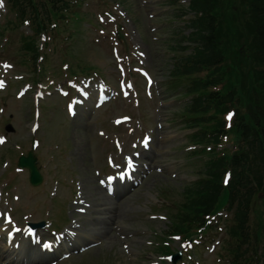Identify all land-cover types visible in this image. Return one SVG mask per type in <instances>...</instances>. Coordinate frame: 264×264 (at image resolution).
<instances>
[{"label": "rangeland", "instance_id": "rangeland-1", "mask_svg": "<svg viewBox=\"0 0 264 264\" xmlns=\"http://www.w3.org/2000/svg\"><path fill=\"white\" fill-rule=\"evenodd\" d=\"M122 2L126 3L128 6V10L131 14L138 17L141 23H143L146 31L149 33V29L147 24L149 21L147 20L144 11L141 8L140 0H122ZM152 2L153 13L156 11L154 2ZM93 7L90 4V8ZM150 6L149 11L152 8ZM125 11V10H124ZM164 20V19H162ZM24 29V28H22ZM91 44L94 42L90 39ZM83 46L88 47V51L83 49ZM101 43L94 49L89 46L83 37H79L78 43L75 46L73 52L76 54L77 58H83L86 62H98L101 58L98 50L103 47ZM53 66L58 67L59 60L58 58L53 60ZM13 94V91L11 92ZM144 103L142 105V112L131 110L132 115L134 117H140L143 115L147 117L148 122L151 124H155V127L152 129L153 134L155 133L156 124L159 117L167 118V116L171 117L170 113L177 111L184 100H174L168 98L165 103L160 104L161 97L158 94L152 95L151 99L143 100ZM6 100H3V105H6ZM118 103H114V105H107L100 109L96 113V120L102 122V120L108 121L111 118L105 117L107 114L111 113L114 109L119 110ZM121 113V112H120ZM121 116V115H118ZM81 119L77 123H79ZM93 122V121H92ZM82 124V123H81ZM174 125V124H172ZM101 125H91L88 130L83 125L77 131H75V135L73 138L70 137V129L67 134L66 144L71 150L74 159L76 160V170L75 174L79 184V177L84 178L85 183L84 186L79 184V193L83 196L85 200L92 201V197L96 200L97 203L100 204L101 200L104 199V195L102 193L101 188L98 186L97 175L94 172L96 168V161L98 160V153L101 151L99 146L96 147L92 142L93 138H95L96 130L100 129ZM177 132V131H176ZM181 137V136H180ZM183 142V141H181ZM100 143V140H98ZM169 144V141L166 142L164 139L160 140V143L157 144L159 147L162 145ZM101 147V146H100ZM110 149V146H107ZM177 150V148L175 149ZM173 152V151H172ZM74 153L76 155H74ZM174 155V156H173ZM63 158L66 163V167L68 169H73V161L70 158V151L66 150L63 152ZM170 159L178 160L174 164H179L182 162L181 152L178 150L175 153L170 154ZM2 171L0 170V174ZM7 175V171L3 174ZM46 179L49 180V188L52 184V174L48 170L46 171ZM68 179V175L66 180ZM4 181H7L5 179ZM72 181V178H71ZM184 178L181 175H176L175 171L172 170L168 174H160L157 170H152L151 174L147 176V178L143 181L142 185H140L134 195H129L123 198H120L121 203L116 206L114 210V214L117 216V220L125 226V231L123 234H120L119 229H114V225L108 226L99 221L96 214H93L91 218H79L78 222L82 224L83 229V237H89L92 235L97 244L96 248L76 257L73 263L75 264H150L151 261L157 260L158 255L150 251L149 245L150 242L148 240L149 232L153 231L157 234H161L167 229V222L162 219V214L157 213L159 216L156 217L153 223H146L145 212L149 210V201L148 198L155 199L158 191V187H165L170 190L171 198L174 200H178V192H180L185 185L183 183ZM20 183V179L18 180ZM25 179H24V182ZM22 183V184H23ZM88 186H92L93 188H88ZM31 189L32 186H30ZM100 189V190H99ZM137 192V193H136ZM69 194V193H68ZM133 194V193H132ZM20 202L12 206L15 208L17 212H23L25 204L24 202L26 198L19 196ZM146 197V199H145ZM91 200H90V199ZM12 204V203H10ZM95 204V202H94ZM58 209V206L55 207ZM129 228V229H128ZM101 230V232H99ZM128 230V231H127ZM217 239L221 238L216 237ZM92 239V238H91ZM93 243L94 240L92 239ZM214 253L210 251H206L202 257H199V264H213L214 257L212 256ZM196 258L193 257V261ZM188 260V259H187ZM66 262H62L59 264H65Z\"/></svg>", "mask_w": 264, "mask_h": 264}, {"label": "trees", "instance_id": "trees-1", "mask_svg": "<svg viewBox=\"0 0 264 264\" xmlns=\"http://www.w3.org/2000/svg\"><path fill=\"white\" fill-rule=\"evenodd\" d=\"M211 1L212 0H197V5L199 7H202L207 11L209 7L211 8ZM250 13L254 15L256 26H253L252 35H253V46L256 48V56L257 58H260L261 62H264V0H249L248 5ZM202 26L209 30L210 32L207 34V37L205 39L206 47L209 48V52L213 53V47H212V20L210 16L208 15V12H206L205 18L202 20ZM207 59V58H206ZM209 60V59H207ZM256 131L252 137V139L249 141L250 144L257 143V147L255 148V154L252 155L254 158L252 161H245L244 166H241V169L239 171L238 178H235L234 185L239 184L240 181H243L244 178H248L246 172L249 173V176L251 178L257 179V182H259V177L262 179V176H259L260 174L264 173V170L260 171V166H264V124L260 123V125L255 128ZM247 134L246 136H248ZM243 168L246 170V172L243 171ZM216 179H210V181L205 182L202 187V194L201 199L199 200L197 207L203 211L206 212L208 209H210L213 202H215L216 197L219 194V186L220 184L217 183ZM260 183V182H259ZM264 187V184H263ZM209 192V193H208ZM208 193V195H207ZM248 202H249V195L245 197V203L242 206V208L238 207L235 210V217L238 219L239 223L242 225L245 221V216L248 214ZM196 209L193 207H189L188 211L189 213L186 214L184 217H190L192 214H194Z\"/></svg>", "mask_w": 264, "mask_h": 264}, {"label": "snow or ice", "instance_id": "snow-or-ice-1", "mask_svg": "<svg viewBox=\"0 0 264 264\" xmlns=\"http://www.w3.org/2000/svg\"><path fill=\"white\" fill-rule=\"evenodd\" d=\"M232 113H229V115H228V117H227V119H229V120H231V117H232ZM147 146V145H146ZM129 164H130V162H129ZM7 222L8 223H11V218L10 217H7ZM17 231H20V229H16ZM46 247L48 246V245H45Z\"/></svg>", "mask_w": 264, "mask_h": 264}, {"label": "bare ground", "instance_id": "bare-ground-1", "mask_svg": "<svg viewBox=\"0 0 264 264\" xmlns=\"http://www.w3.org/2000/svg\"><path fill=\"white\" fill-rule=\"evenodd\" d=\"M22 243V242H21ZM23 248H25V246L23 245V246H21V250L23 249Z\"/></svg>", "mask_w": 264, "mask_h": 264}]
</instances>
